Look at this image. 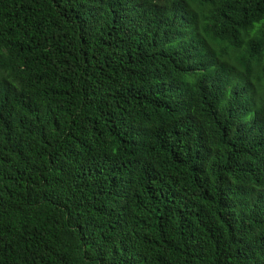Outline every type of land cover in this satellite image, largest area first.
Here are the masks:
<instances>
[{"label": "trees", "instance_id": "16d2710c", "mask_svg": "<svg viewBox=\"0 0 264 264\" xmlns=\"http://www.w3.org/2000/svg\"><path fill=\"white\" fill-rule=\"evenodd\" d=\"M0 264H264V0H0Z\"/></svg>", "mask_w": 264, "mask_h": 264}, {"label": "rangeland", "instance_id": "374dc122", "mask_svg": "<svg viewBox=\"0 0 264 264\" xmlns=\"http://www.w3.org/2000/svg\"><path fill=\"white\" fill-rule=\"evenodd\" d=\"M255 85L259 88L257 80H254Z\"/></svg>", "mask_w": 264, "mask_h": 264}]
</instances>
